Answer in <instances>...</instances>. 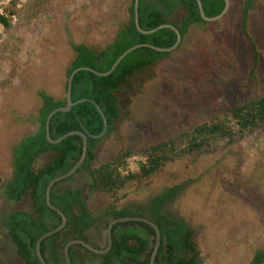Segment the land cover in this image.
I'll use <instances>...</instances> for the list:
<instances>
[{"label":"rangeland","instance_id":"1","mask_svg":"<svg viewBox=\"0 0 264 264\" xmlns=\"http://www.w3.org/2000/svg\"><path fill=\"white\" fill-rule=\"evenodd\" d=\"M234 1L223 18L195 24L179 48L121 86L120 117L99 143L93 166L123 149L137 151L176 137L264 95V0L256 1L246 25L260 53L254 72L256 57L241 26L243 0ZM112 2L0 0V15L10 22L9 28L0 24V264H23L4 219L15 211L32 212V201L29 195L8 200L4 186L13 176L14 150L38 129L37 91L64 97L66 72L75 57L71 44L86 43L99 51L112 42L128 20L125 6L116 20L104 14ZM184 15L180 8L168 18L179 23ZM50 158L51 153L42 155L34 168ZM143 160L137 153L128 157L125 173L138 172ZM186 164L166 169L149 184L126 187L115 205L145 209L166 186L182 183L164 212L188 222L201 264H249L264 249V125L227 150L189 168ZM89 183V173L82 171L61 187L79 188L87 199ZM112 201L110 195L97 194L90 204L96 212ZM105 233L99 222L88 235L97 244Z\"/></svg>","mask_w":264,"mask_h":264},{"label":"trees","instance_id":"2","mask_svg":"<svg viewBox=\"0 0 264 264\" xmlns=\"http://www.w3.org/2000/svg\"><path fill=\"white\" fill-rule=\"evenodd\" d=\"M254 1L243 0L241 15L242 30L256 57L253 72L258 67L260 53L246 33V25ZM134 2L135 0H114L111 8L116 7V13L107 12L112 9L104 12L110 20H116V15L120 16L121 10L126 7L128 20L122 24L112 42L103 49L98 51L86 43L71 44L75 57L66 72L64 97L57 99L46 92H39L42 106L38 111V129L34 134L24 137L14 150L13 176L6 182L4 194L8 200L17 202L29 195L33 210L8 214L4 225L23 264H42L36 252L37 241L45 233L57 228L62 221L58 212L47 204L46 188L54 178L68 172L83 152V139L79 135L69 136L53 144L46 134L49 113L66 105L70 74L83 66L106 72L124 51L135 45L149 43L158 47H171L177 40L176 33L169 28H162L152 34L139 32L135 23ZM201 2L209 17L217 16L225 7V0ZM179 8L185 11L186 16L181 17L179 23H173L168 16ZM0 22L5 27H10L9 20L4 16L0 15ZM139 23L144 30L154 29L165 23L176 25L183 42L192 25L207 21L202 19L196 0H139ZM170 53L141 47L127 54L110 75L99 76L83 70L74 76L72 100H89L79 102L68 112L56 113L50 122L51 138L55 140L72 131L100 134L104 119L94 103L106 119L107 131L101 138L87 137L86 158L75 173H89L88 198L83 197L79 188L61 187V184L72 180L75 174L56 183L52 189L51 202L64 212L67 223L61 231L41 243V253L47 264H67L64 249L69 241L80 239L89 242L88 232L99 222H104L107 228L112 220L129 216L145 217L160 229L161 245L155 264H201L199 251L193 240V230L188 222L164 212V207L177 196L182 183L166 186L149 201L145 209L117 207L115 203L119 200V193L126 187L139 186L144 182L149 184L154 177L168 168H177L183 161H187L186 167L189 168L201 158L221 153L253 134L264 125V95L237 104L224 116L197 124L176 137L150 144L137 151L123 149L112 160L93 166L99 143L113 131L120 117L118 91L121 86L131 76L151 68ZM49 153L51 158L41 168L35 169L37 160ZM134 153L144 156L145 161L140 162L138 172L125 173L126 160ZM97 194L110 195L113 201L95 212L90 200ZM155 235V230L143 222L118 223L112 228V247L107 253L97 254L81 245H72L69 257L72 264H150ZM150 236H153L152 240ZM263 263L264 249H260L254 253L249 264Z\"/></svg>","mask_w":264,"mask_h":264},{"label":"water","instance_id":"3","mask_svg":"<svg viewBox=\"0 0 264 264\" xmlns=\"http://www.w3.org/2000/svg\"><path fill=\"white\" fill-rule=\"evenodd\" d=\"M197 3H198V6H199V11H200V15L202 17L203 20L207 21V22H210V21H218L220 20L221 18H223L229 11L230 9V6H231V0H225V7L224 9L222 10V12L220 14H218L217 16H214V17H209L205 14V11H204V7H203V4L201 2V0H196ZM134 10H135V23H136V26H137V29L139 32L143 33V34H152L162 28H169V29H172L176 35H177V40L176 42L171 46V47H158V46H155V45H152V44H149V43H143V44H138V45H135L129 49H127L126 51H124L117 59L116 61L114 62V64L112 65V67L106 71V72H99L91 67H88V66H83V67H79L77 69H75L69 76L68 78V85H67V93H66V105L62 106V107H58L56 109H54L53 111H51L49 113V115L47 116V119H46V134H47V138L49 140V142L53 143V144H56V143H59L61 142L63 139L69 137V136H72V135H79L82 137L83 139V152H82V156L81 158L77 161V163L66 173L64 174H61L59 175L58 177L54 178L52 181H50V183L48 184L47 188H46V201H47V204L48 206L57 211L58 214L61 216V223L60 225L45 233L44 235H42L38 241H37V245H36V252H37V255L41 261L42 264H47V262L45 261L42 253H41V243L44 239H46L47 237L49 236H52L53 234L61 231L66 223H67V217L65 216L64 212L59 209L57 206H55L52 202H51V192H52V189L54 187V185L72 175H74L77 170L81 167V165L83 164V162L85 161V158H86V154H87V137L88 136H91L93 138H101L105 135L106 131H107V122H106V119L103 115V113L101 112V110L99 109L98 105L96 103H93L95 104V106L98 108V110L100 111L103 119H104V127H103V130L100 134L98 135H92L90 133H88L87 131H72V132H69L67 133L66 135H63L61 137H59L58 139H52L51 138V131H50V122H51V119L52 117L58 113V112H68L71 110V108L78 104L79 102H82V101H85V100H89V99H81L79 101H73L72 100V87H73V78L74 76L79 72V71H83V70H86V71H90L96 75H99V76H107V75H110L114 70L115 68L118 66V64L124 59V57L129 54L130 52H132L133 50L135 49H138V48H141V47H148V48H152L156 51H159V52H172L174 50H176L181 42H182V35L178 29V27L176 25H173V24H169V23H165V24H162L154 29H150V30H144L141 28L140 26V23H139V0H135L134 2ZM128 221H136V222H143V223H146L148 224L149 226H151L154 230H155V238H156V242H155V247H154V251L152 253V256H151V260H150V264H155V258L157 256V253L159 251V248H160V245H161V233H160V229L158 228V226L153 223L151 220L145 218V217H136V216H129V217H122V218H118V219H114L112 220L109 225H108V228H107V238H108V245L105 249H102V248H96L94 247L92 244L84 241V240H80V239H76V240H72V241H69L66 246H65V249H64V252H65V257H66V262L67 264H72L71 263V259L69 257V248L72 246V245H81L83 246L84 248L94 252V253H97V254H105L107 253L111 247H112V228L115 224H118V223H123V222H128Z\"/></svg>","mask_w":264,"mask_h":264},{"label":"flooded vegetation","instance_id":"4","mask_svg":"<svg viewBox=\"0 0 264 264\" xmlns=\"http://www.w3.org/2000/svg\"><path fill=\"white\" fill-rule=\"evenodd\" d=\"M108 228V227H107ZM107 228H106V233H105V235H100L99 236V239H100V242L99 243H97V244H95L94 242H92L91 240H90V236H89V242L88 243H90V244H92L94 247H96V248H102V249H105L106 247H107V245H108V238H107ZM150 239L152 240L153 239V236H150Z\"/></svg>","mask_w":264,"mask_h":264},{"label":"crops","instance_id":"5","mask_svg":"<svg viewBox=\"0 0 264 264\" xmlns=\"http://www.w3.org/2000/svg\"><path fill=\"white\" fill-rule=\"evenodd\" d=\"M256 1L257 0H255L254 1V6H253V9H254V7H255V5H256ZM232 2H235L234 0L232 1ZM239 4L242 6V9H243V1L242 2H239ZM180 9V8H179ZM253 9L250 11V13L253 11ZM183 10V9H182ZM185 12V11H184ZM240 12H241V15H242V10L240 9ZM250 13H249V17H250ZM184 16H186V13H185V15ZM183 17V16H182ZM171 20H173V19H171ZM173 21H175V20H173ZM248 21H249V19H248ZM176 22V21H175ZM197 24H199V23H197ZM195 25V24H194ZM194 25H192V26H194ZM192 28V27H191ZM190 28V29H191ZM184 40L185 41H187V37L186 38H184ZM73 61V60H72ZM72 63V62H71ZM40 92V91H39ZM39 92L37 91V95L39 96ZM43 92H45V91H43ZM51 95H53L52 93H50ZM40 97V96H39ZM53 97H55L54 95H53ZM56 98V97H55ZM57 99H61V98H57ZM41 106H42V100H41ZM40 106V107H41ZM40 107L38 108V111H39V109H40Z\"/></svg>","mask_w":264,"mask_h":264},{"label":"built area","instance_id":"6","mask_svg":"<svg viewBox=\"0 0 264 264\" xmlns=\"http://www.w3.org/2000/svg\"><path fill=\"white\" fill-rule=\"evenodd\" d=\"M0 14L2 15V12H0ZM0 24H1V22H0ZM143 161H145V160H143Z\"/></svg>","mask_w":264,"mask_h":264}]
</instances>
